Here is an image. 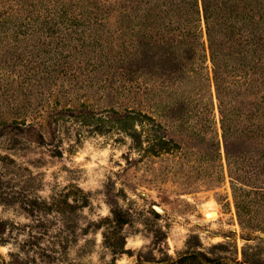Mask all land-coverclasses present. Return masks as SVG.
Wrapping results in <instances>:
<instances>
[{"label":"rangeland","instance_id":"374dc122","mask_svg":"<svg viewBox=\"0 0 264 264\" xmlns=\"http://www.w3.org/2000/svg\"><path fill=\"white\" fill-rule=\"evenodd\" d=\"M116 3L0 0V264H264L257 145L239 146L240 214L209 88L130 82ZM130 109L161 110L181 148L152 156L101 127Z\"/></svg>","mask_w":264,"mask_h":264},{"label":"trees","instance_id":"16d2710c","mask_svg":"<svg viewBox=\"0 0 264 264\" xmlns=\"http://www.w3.org/2000/svg\"><path fill=\"white\" fill-rule=\"evenodd\" d=\"M115 5L130 82L147 83L164 74L181 85L196 73L200 90L209 88V103L202 110L214 114L218 109L236 207L245 212L237 194L242 189L239 146L257 145L258 159L264 160V0H117ZM189 62L197 63L196 72ZM185 105L172 111L188 110ZM154 111L126 110L101 127L116 128L132 139V149L152 156L181 148L154 115L161 110Z\"/></svg>","mask_w":264,"mask_h":264},{"label":"bare ground","instance_id":"6f19581e","mask_svg":"<svg viewBox=\"0 0 264 264\" xmlns=\"http://www.w3.org/2000/svg\"><path fill=\"white\" fill-rule=\"evenodd\" d=\"M204 212L208 219H214L219 216L220 209L216 202L210 201L204 205ZM212 217V218H211ZM214 217V218H213Z\"/></svg>","mask_w":264,"mask_h":264},{"label":"water","instance_id":"95a60500","mask_svg":"<svg viewBox=\"0 0 264 264\" xmlns=\"http://www.w3.org/2000/svg\"><path fill=\"white\" fill-rule=\"evenodd\" d=\"M155 208H156V210H157L158 212H162V211H163L162 208H161L160 206H156Z\"/></svg>","mask_w":264,"mask_h":264}]
</instances>
